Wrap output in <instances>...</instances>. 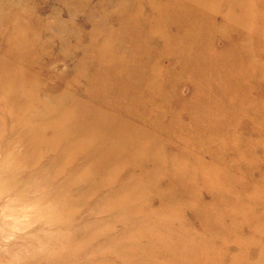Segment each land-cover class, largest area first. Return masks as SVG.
<instances>
[{"label": "rangeland", "instance_id": "374dc122", "mask_svg": "<svg viewBox=\"0 0 264 264\" xmlns=\"http://www.w3.org/2000/svg\"><path fill=\"white\" fill-rule=\"evenodd\" d=\"M247 2L258 0H209L202 9L191 0H0V81L18 68L24 80L10 102L0 87V264L13 256L15 264H264V14L243 19ZM124 18L138 23L130 41L141 92L157 84L171 100L153 110L169 138L151 158L156 170L134 164L131 152H106L115 133L98 127L119 114L137 119L138 133L154 132L137 102L126 113L114 109L118 101L105 106L103 78H92L108 51L91 57L100 43L92 31H126ZM190 70L198 73H182ZM73 104L104 111L58 144ZM96 139L103 144L93 147ZM107 153L99 174L94 163Z\"/></svg>", "mask_w": 264, "mask_h": 264}, {"label": "bare ground", "instance_id": "6f19581e", "mask_svg": "<svg viewBox=\"0 0 264 264\" xmlns=\"http://www.w3.org/2000/svg\"><path fill=\"white\" fill-rule=\"evenodd\" d=\"M208 1L209 0H202L203 7H200V9L206 8L205 4L208 3ZM239 3H241V2H239ZM127 15L129 17H132L133 14L127 13ZM155 21H156V25L158 28H160V29L163 28L162 25H163V23L165 24V22L163 21V18L161 15H159L155 19ZM120 23L123 27H125V28L127 27L128 29L126 31H122L121 33H118V34L114 33L115 35L112 34V32H113L112 28L107 29L103 35L97 34L95 32V30L92 31L91 38H93L96 41L100 40V43H98L97 45L96 44L93 45L91 57L97 58L99 56H102V55H104L105 49H108L107 56H106L107 61L105 62V64L103 66L98 65L96 68V72L91 70L92 78H95L98 80L103 78L104 91L102 92V96L106 100L105 106L112 104L114 101H118V103L115 104L114 109L119 110V112L126 113L128 108L131 106V104L134 102H137L138 103V117L139 118H142L144 116L149 117L151 120V127L150 128L153 129L154 132L149 133V134L138 133L139 129L141 128V125L138 127V120L135 118L134 112L131 115L136 120H127L125 123H123V120L118 118L119 114L115 115V116L108 114L107 116L110 119L108 121V123H106V122L98 123L99 124L98 127H100V129H110L112 132L115 133V135L111 141V143L115 144V146L104 145V147L108 148V151L105 150L106 152H112V151L116 150V152L118 153L117 154L118 156H121L123 154L126 156L127 152H129V153L131 152V154H132L131 159L133 157H135V159L133 160L134 164L139 165V166H149L150 165L151 168L153 167L152 169L156 170L159 168L160 165L157 162L152 161L151 158L152 157H158L161 153L164 152L165 144L169 140V138H167L166 140L161 139L160 136L163 133H166L165 132L166 122L161 120L153 112V110L158 111L161 109H165V108H158V107L164 106V104L167 105L168 107H171L170 106L171 100H170L169 95L167 98L162 97V93H164L165 90H162L161 86L157 85V84L151 83L146 87L145 93L141 92V85L138 84V80H137L138 75L136 74V71H135V64H137L136 68H138V54L136 52V49L132 46V42L130 41V39L132 37L130 35V32H132L134 34V30H138V23L131 21L129 24V20H127V18L122 19L120 21ZM225 23L227 24V28H230L232 30L238 29V27H237L238 25L234 26V24H232L230 22V18H228V17L226 18ZM231 24H232V27H231ZM8 30L10 31L11 34H13V32L24 31V28L21 26H11ZM152 31L154 33L160 32L159 30H155V29H153ZM106 40L110 41V43H108L107 45H105ZM25 44L26 43L23 41L18 42V46H20V49L22 51L24 50ZM172 53H173V50H170L169 54H172ZM188 53H190V50L185 49V55ZM116 54H118L120 58H116ZM208 56H209V53L204 52L200 63L206 62V58ZM182 57L183 56L175 57V59L181 60ZM140 62L143 63V60L140 59ZM95 63L99 64V63H101V61L96 60ZM82 66H86V63L83 64ZM214 68H216V67H214ZM21 73H22V71L18 68L14 72H9V78L8 79L0 81L1 91L6 92L9 95H11V96H7L9 99L8 102H10L11 99H12V101L14 100L13 96L15 94L22 93V92L24 93V90H23L24 80L22 79V76L20 75ZM182 73L192 75V74L198 73V71L190 70V71H182ZM161 74H162V72L160 69H157L156 72L152 71V72H150L147 80H151L154 82L161 76ZM79 75H80V73L76 74V76H79ZM200 89H201L200 85L195 86V91H194L196 94L195 98L199 97ZM84 93L86 95V92H84ZM143 93H144V95H143ZM165 93H167V92H165ZM89 96H91V94ZM22 98H23V96H22ZM44 102L45 101H42L40 104V106L42 108H43L42 105L44 104ZM59 104H60L59 106H57L55 109L52 110V112L50 113L51 115L56 116L59 113H61V111L63 110L64 107L61 106L62 105L61 103H59ZM36 106L38 107L39 104H37ZM93 108H94L93 105L88 106V104H80V105L73 104L66 113V115L68 116L70 124L67 127V129H63L64 131H62V129H61L62 133H60V134L57 132L58 129L55 130V136H53L56 139L55 142L58 144H60L63 141L68 142V138L70 137V135H73L76 131H83L84 129L82 128V126L86 125V121L88 120V114L93 112L92 111ZM20 109H21V107H20ZM13 110H14V108H13ZM99 111H104V110H99ZM99 111L95 110L92 113V116L99 113ZM20 112H21V110H20ZM8 113H10V112H8ZM116 114H117V112H116ZM4 116H5V114H4ZM220 118H221V116H218L211 122V124L213 125V128H216V129L220 128V124L222 123L220 121ZM52 123H54V122H52ZM37 127H38V125L36 126V128ZM55 127H57V124H55ZM29 128H31V127H29ZM51 129L49 128V130H51ZM38 130L39 129L33 130L34 134L38 135V132H40ZM93 130H94L93 132H96L97 129H93ZM160 130H161V132H160ZM198 131L199 130H197V132ZM46 134H47V132H46ZM31 135L32 134H30V137H31ZM28 136H29V134H28ZM43 136H45V135H43ZM135 136H136V138H134ZM142 138H148L149 141L146 142V139H142ZM95 141L96 142L94 143L93 147H95V145H97V144L98 145L103 144L99 139H96ZM144 143H147V145H148L147 148L142 153H138V147H140ZM75 146L76 145L71 146V149H73ZM77 148L79 151L75 150V149H73V150H75L77 152H82L84 147L77 144ZM42 149H43V147H42ZM109 154L110 153H107L106 155L103 156V158L101 159L102 162L99 161V162L94 163V166L98 169L99 174L105 173V171L109 167L108 165L103 163L104 160L109 161V158H110ZM56 156L57 155L55 154V158H56ZM59 156H60V154H59ZM53 158H54V156H53ZM57 158H56V160H57ZM59 160L61 161V159H59ZM45 171H46V169H45ZM92 176L93 175H87L86 180L87 179L91 180ZM86 180H83L82 183L85 184ZM55 182L56 181H54V183Z\"/></svg>", "mask_w": 264, "mask_h": 264}, {"label": "clouds", "instance_id": "9594fccd", "mask_svg": "<svg viewBox=\"0 0 264 264\" xmlns=\"http://www.w3.org/2000/svg\"><path fill=\"white\" fill-rule=\"evenodd\" d=\"M191 6L193 8L203 7L202 0H191ZM244 13L242 18L245 20H251L257 12L260 14H264V0H258L257 3H246L244 5ZM3 264H15V257L13 256L11 259L5 260Z\"/></svg>", "mask_w": 264, "mask_h": 264}]
</instances>
